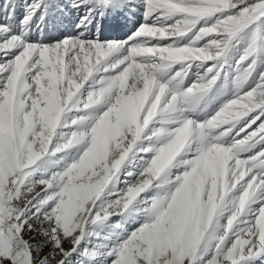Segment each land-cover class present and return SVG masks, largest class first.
Returning a JSON list of instances; mask_svg holds the SVG:
<instances>
[{
	"label": "snow or ice",
	"instance_id": "obj_1",
	"mask_svg": "<svg viewBox=\"0 0 264 264\" xmlns=\"http://www.w3.org/2000/svg\"><path fill=\"white\" fill-rule=\"evenodd\" d=\"M0 264H264V0H0Z\"/></svg>",
	"mask_w": 264,
	"mask_h": 264
},
{
	"label": "bare ground",
	"instance_id": "obj_2",
	"mask_svg": "<svg viewBox=\"0 0 264 264\" xmlns=\"http://www.w3.org/2000/svg\"><path fill=\"white\" fill-rule=\"evenodd\" d=\"M53 3H66L67 0H51ZM63 26H58V30L48 36L50 41H54L64 35L74 34L71 30L72 24L76 20V13L70 12L59 17ZM143 23L141 11H137L134 15L123 13L106 18L101 23V38L102 39H125L134 31L140 23ZM67 29V30H66Z\"/></svg>",
	"mask_w": 264,
	"mask_h": 264
},
{
	"label": "rangeland",
	"instance_id": "obj_3",
	"mask_svg": "<svg viewBox=\"0 0 264 264\" xmlns=\"http://www.w3.org/2000/svg\"><path fill=\"white\" fill-rule=\"evenodd\" d=\"M61 22H62V21H61V20L59 21V19H58V22H57V23H58V26L61 24ZM141 23H142V22H141ZM141 23H140V24H141ZM52 32H53V31H52ZM52 32H51V33H52ZM104 39H105V38H104ZM45 251H47V249H45Z\"/></svg>",
	"mask_w": 264,
	"mask_h": 264
}]
</instances>
